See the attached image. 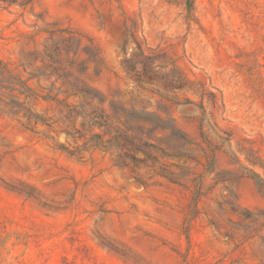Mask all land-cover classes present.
<instances>
[{
	"label": "rangeland",
	"instance_id": "rangeland-1",
	"mask_svg": "<svg viewBox=\"0 0 264 264\" xmlns=\"http://www.w3.org/2000/svg\"><path fill=\"white\" fill-rule=\"evenodd\" d=\"M14 1L0 59L18 66L43 20L71 26L99 44L94 84L118 109L111 128L52 101L51 126L0 112V264H264V168L246 159L264 162V0ZM139 117L157 147L130 144ZM96 133L125 145L120 165Z\"/></svg>",
	"mask_w": 264,
	"mask_h": 264
},
{
	"label": "trees",
	"instance_id": "trees-1",
	"mask_svg": "<svg viewBox=\"0 0 264 264\" xmlns=\"http://www.w3.org/2000/svg\"><path fill=\"white\" fill-rule=\"evenodd\" d=\"M2 1L15 2L14 0ZM24 4L26 3H21V5ZM127 20L137 27L134 18L128 16ZM25 37L28 40L23 43L18 66L13 67L10 62L0 59V112L12 117L22 116L29 126L31 123L51 126L50 118L37 110V104L41 100L52 101L66 110V117L69 120L72 113L82 117L83 128L86 126V121L92 125L111 128V120L117 114L118 104L111 101L110 107L115 116L101 106L106 98L95 86L94 76L101 73L105 59L95 38L71 26L45 20L36 33L25 34ZM33 38L35 44L31 48ZM19 67H22V71ZM124 68L128 74L135 72L134 66L129 61H125ZM90 69H93V74L90 73ZM135 74L140 76L138 72ZM144 76L147 75L144 74ZM48 80L50 82H43ZM137 122L140 123L135 128L139 134L138 142L134 144L133 140H130V144L138 150L157 147L159 139L154 135L157 127L151 126L145 117H139ZM70 126V124L66 125L63 131L72 134L70 130L74 128L75 132H80V129L75 128L76 125ZM90 142L92 146L104 150H112L115 147L116 150L112 153H116L117 158L114 161L116 164H121L124 156L121 149L125 148V145L116 136L104 140L100 134L96 133L91 136L88 143ZM61 148L65 149V146L61 145ZM246 159L250 165L264 168V162L248 152ZM225 202L233 215L248 218L261 226V215L257 216L250 211L242 213L240 205L233 197ZM213 224L219 229L224 228L220 222H213ZM228 231L226 230L225 234L232 237Z\"/></svg>",
	"mask_w": 264,
	"mask_h": 264
}]
</instances>
